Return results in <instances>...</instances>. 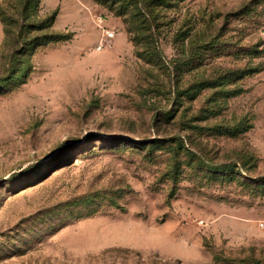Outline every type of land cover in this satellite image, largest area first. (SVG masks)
I'll use <instances>...</instances> for the list:
<instances>
[{
	"label": "rangeland",
	"instance_id": "obj_1",
	"mask_svg": "<svg viewBox=\"0 0 264 264\" xmlns=\"http://www.w3.org/2000/svg\"><path fill=\"white\" fill-rule=\"evenodd\" d=\"M59 2L0 0V264H264V0Z\"/></svg>",
	"mask_w": 264,
	"mask_h": 264
},
{
	"label": "crops",
	"instance_id": "obj_2",
	"mask_svg": "<svg viewBox=\"0 0 264 264\" xmlns=\"http://www.w3.org/2000/svg\"><path fill=\"white\" fill-rule=\"evenodd\" d=\"M47 5L59 4V0H46Z\"/></svg>",
	"mask_w": 264,
	"mask_h": 264
},
{
	"label": "built area",
	"instance_id": "obj_3",
	"mask_svg": "<svg viewBox=\"0 0 264 264\" xmlns=\"http://www.w3.org/2000/svg\"><path fill=\"white\" fill-rule=\"evenodd\" d=\"M113 34L112 33H110V32H107L106 33V36H108V37H111ZM101 48V46H98V50Z\"/></svg>",
	"mask_w": 264,
	"mask_h": 264
}]
</instances>
